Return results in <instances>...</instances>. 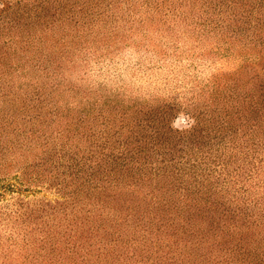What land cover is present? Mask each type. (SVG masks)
<instances>
[{
	"label": "rangeland",
	"instance_id": "374dc122",
	"mask_svg": "<svg viewBox=\"0 0 264 264\" xmlns=\"http://www.w3.org/2000/svg\"><path fill=\"white\" fill-rule=\"evenodd\" d=\"M0 194V264H264V0H0Z\"/></svg>",
	"mask_w": 264,
	"mask_h": 264
},
{
	"label": "trees",
	"instance_id": "16d2710c",
	"mask_svg": "<svg viewBox=\"0 0 264 264\" xmlns=\"http://www.w3.org/2000/svg\"><path fill=\"white\" fill-rule=\"evenodd\" d=\"M63 102H64V105H63V107L66 109V110H68V111H71V110H74V109H78V107H77V105H82V112L85 114V115H88L89 113H90V108L87 106H85V104H86V102L87 101H83V102H81V101H76L75 99H72V100H70V101H64L63 100ZM0 196H1V194H0Z\"/></svg>",
	"mask_w": 264,
	"mask_h": 264
}]
</instances>
